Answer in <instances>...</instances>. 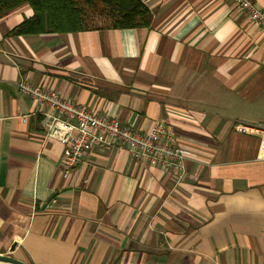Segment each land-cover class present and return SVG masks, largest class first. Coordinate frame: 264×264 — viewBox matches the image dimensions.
Masks as SVG:
<instances>
[{
	"label": "crops",
	"instance_id": "crops-1",
	"mask_svg": "<svg viewBox=\"0 0 264 264\" xmlns=\"http://www.w3.org/2000/svg\"><path fill=\"white\" fill-rule=\"evenodd\" d=\"M148 28L5 35L0 19V255L27 264H264V29L231 0H140ZM264 10V0H253ZM124 126L163 121L179 174L97 148L63 177V145L16 83ZM14 248L11 249V246Z\"/></svg>",
	"mask_w": 264,
	"mask_h": 264
},
{
	"label": "built area",
	"instance_id": "built-area-1",
	"mask_svg": "<svg viewBox=\"0 0 264 264\" xmlns=\"http://www.w3.org/2000/svg\"><path fill=\"white\" fill-rule=\"evenodd\" d=\"M248 18L264 29V10L253 0H231ZM19 94L47 108L43 113L46 127L44 139L58 140L63 145L61 168L66 177L82 160L97 148L125 149L129 156L148 168L179 174L188 152L176 144L172 132L163 121L153 123L147 131L122 125L118 119L92 112L86 105L64 99L54 91L27 80L16 83ZM241 134L260 139L259 152L264 157V123H237Z\"/></svg>",
	"mask_w": 264,
	"mask_h": 264
},
{
	"label": "trees",
	"instance_id": "trees-1",
	"mask_svg": "<svg viewBox=\"0 0 264 264\" xmlns=\"http://www.w3.org/2000/svg\"><path fill=\"white\" fill-rule=\"evenodd\" d=\"M23 5L31 9V17L12 28L6 38L148 28L152 21L151 12L140 0H0V19ZM89 15L103 18L107 26H90Z\"/></svg>",
	"mask_w": 264,
	"mask_h": 264
},
{
	"label": "water",
	"instance_id": "water-1",
	"mask_svg": "<svg viewBox=\"0 0 264 264\" xmlns=\"http://www.w3.org/2000/svg\"><path fill=\"white\" fill-rule=\"evenodd\" d=\"M13 248H14V245L11 246V249ZM0 264H27V263L17 260L8 255H0Z\"/></svg>",
	"mask_w": 264,
	"mask_h": 264
},
{
	"label": "rangeland",
	"instance_id": "rangeland-1",
	"mask_svg": "<svg viewBox=\"0 0 264 264\" xmlns=\"http://www.w3.org/2000/svg\"><path fill=\"white\" fill-rule=\"evenodd\" d=\"M88 22H89L90 26L95 27V28L99 27V26H107L106 21L103 18L98 17L96 15H94V16L89 15V21Z\"/></svg>",
	"mask_w": 264,
	"mask_h": 264
}]
</instances>
